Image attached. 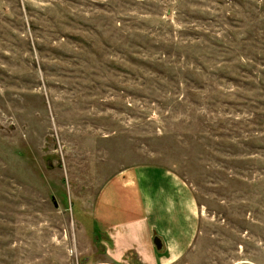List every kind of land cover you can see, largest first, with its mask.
<instances>
[{"label": "rangeland", "instance_id": "obj_1", "mask_svg": "<svg viewBox=\"0 0 264 264\" xmlns=\"http://www.w3.org/2000/svg\"><path fill=\"white\" fill-rule=\"evenodd\" d=\"M0 264H264V0H0Z\"/></svg>", "mask_w": 264, "mask_h": 264}, {"label": "crops", "instance_id": "obj_2", "mask_svg": "<svg viewBox=\"0 0 264 264\" xmlns=\"http://www.w3.org/2000/svg\"><path fill=\"white\" fill-rule=\"evenodd\" d=\"M112 190L113 196H115L116 200L122 201L121 197L124 196V193L122 190H120L116 185L112 186L109 192L106 195L110 194V191ZM128 194V193H127ZM141 213L144 215V211L140 209ZM112 212H104L102 215H100L101 220H103L104 227L108 228L107 230L111 231V239L115 242L116 245L119 246H128V247H137V249L142 246L141 251L139 250V254L141 255V258L147 261L146 263L154 262L153 258H155L151 253L152 251V239L154 234L156 233V230H152L153 226L150 227V224L144 225L143 223L140 224V226L135 227V229H127L122 228L113 222V215L110 214ZM107 224V226H105ZM155 228V227H154ZM138 241H141L142 243H138ZM143 260V261H144Z\"/></svg>", "mask_w": 264, "mask_h": 264}, {"label": "water", "instance_id": "obj_3", "mask_svg": "<svg viewBox=\"0 0 264 264\" xmlns=\"http://www.w3.org/2000/svg\"><path fill=\"white\" fill-rule=\"evenodd\" d=\"M154 244L156 246L157 251L160 252L163 250L164 245H163V241L161 240V238L155 237L154 238Z\"/></svg>", "mask_w": 264, "mask_h": 264}]
</instances>
